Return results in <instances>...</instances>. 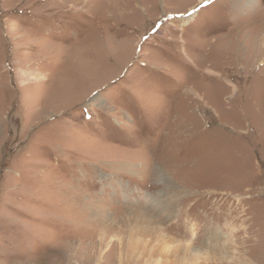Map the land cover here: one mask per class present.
<instances>
[{
    "label": "rangeland",
    "instance_id": "374dc122",
    "mask_svg": "<svg viewBox=\"0 0 264 264\" xmlns=\"http://www.w3.org/2000/svg\"><path fill=\"white\" fill-rule=\"evenodd\" d=\"M0 264H264V0H0Z\"/></svg>",
    "mask_w": 264,
    "mask_h": 264
},
{
    "label": "bare ground",
    "instance_id": "6f19581e",
    "mask_svg": "<svg viewBox=\"0 0 264 264\" xmlns=\"http://www.w3.org/2000/svg\"><path fill=\"white\" fill-rule=\"evenodd\" d=\"M83 1V0H82ZM111 4V3H110ZM93 57V56H92ZM90 58H91V56H90ZM89 59V58H88ZM92 59H94V58H92ZM86 66H88V65H86ZM91 68V67H90ZM84 72V71H83ZM63 95H66L65 93L63 94ZM67 102V101H66ZM66 104V103H65Z\"/></svg>",
    "mask_w": 264,
    "mask_h": 264
}]
</instances>
